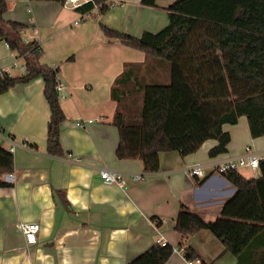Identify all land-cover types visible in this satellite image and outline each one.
<instances>
[{
	"label": "crops",
	"instance_id": "crops-1",
	"mask_svg": "<svg viewBox=\"0 0 264 264\" xmlns=\"http://www.w3.org/2000/svg\"><path fill=\"white\" fill-rule=\"evenodd\" d=\"M18 1L25 3L26 12L7 0L4 19L25 25L23 41H37L40 62L58 67V83L67 86V96L59 97L65 113L60 133L64 153L47 151L51 114L41 76L0 94V146L10 151V140L25 144L12 152L15 179L6 180L7 173L2 177L11 185L0 187V264H128L159 239L174 249L165 264H236L235 255L206 229L189 238L196 257L186 258L175 221L181 204L205 221H215L236 192L216 163L247 146L264 153V135L252 137L246 116L224 125L231 141L228 151L216 157L209 155L216 139L186 156L162 153L155 172L146 171L139 159L116 156L119 131L112 123L117 107L112 85L127 64L145 63L146 55L108 38L101 24L135 37L158 32L168 24L167 7L175 0H157V6L115 0L104 13L95 8L83 13L53 0ZM25 70L24 59L0 40V73L17 76ZM150 73L157 75L158 69L154 73L151 67ZM82 120L86 126H77ZM195 163L203 165L204 176L184 174ZM103 165L144 178H130L124 188L108 185L99 174ZM259 171L261 175L262 166ZM20 221L40 224L35 242L20 231Z\"/></svg>",
	"mask_w": 264,
	"mask_h": 264
},
{
	"label": "trees",
	"instance_id": "trees-1",
	"mask_svg": "<svg viewBox=\"0 0 264 264\" xmlns=\"http://www.w3.org/2000/svg\"><path fill=\"white\" fill-rule=\"evenodd\" d=\"M95 2L99 13L111 7L107 0ZM142 3L157 6V0ZM94 7L88 2L77 10L86 13ZM7 9V0H0V40L24 59L26 70L17 76L0 73V94L41 76L51 114L47 151L62 155L65 113L56 91L59 68L40 62L42 49L37 41H23L25 25L6 21ZM167 10L164 28L139 37L101 24L108 38L146 55L145 63L125 66L111 97L117 102L112 120L119 131L116 156L139 159L148 172L159 170L162 153L186 156L209 139L217 140L209 150L211 157L226 153L231 134L224 125L237 124L241 116H246L252 137L264 135V0H175ZM150 64L157 75H151ZM13 165V153L0 146V187L11 185L2 177ZM223 175L236 192L215 221H205L184 204L179 207L175 230L182 237L185 257H196L188 240L206 229L235 255L236 264H264V163L257 177L239 170ZM173 251L171 245L156 242L128 264H165Z\"/></svg>",
	"mask_w": 264,
	"mask_h": 264
},
{
	"label": "built area",
	"instance_id": "built-area-1",
	"mask_svg": "<svg viewBox=\"0 0 264 264\" xmlns=\"http://www.w3.org/2000/svg\"><path fill=\"white\" fill-rule=\"evenodd\" d=\"M110 1V5H114L115 0H108ZM92 2L95 5V9H98V4L95 2V0H65L64 4L69 5L70 7H80L84 5L85 3ZM66 90L67 86L63 83H57L56 85V91L58 93V97L64 98L66 97ZM88 122H92L91 120H88ZM87 121H77L76 125L79 127L86 126ZM10 151L13 152L17 146H24V143H18L15 140H10ZM264 163V153H257L251 146L245 147L244 151L235 156L230 157L225 160H220L216 163V170L220 173L228 172V171H235L239 170L242 167L251 168L252 170H259ZM184 174L193 177V176H204L205 172L203 170V165L200 163H195L192 165L187 166L183 170ZM99 174L102 179V181L105 184L112 185L116 184L120 187H126L129 184L130 178L134 181H140L144 178V175L140 173H133L130 175H127L121 171H118L116 169H113L109 167L108 165H103L99 167ZM6 180L13 181L14 174L7 173L6 174ZM20 231L26 236V238L31 241H36V234L38 233L40 229V224L37 222H29V221H20L17 224ZM158 242L161 245H166V242L163 241V239H159ZM198 261V260H197ZM188 264H193V260H188Z\"/></svg>",
	"mask_w": 264,
	"mask_h": 264
},
{
	"label": "rangeland",
	"instance_id": "rangeland-1",
	"mask_svg": "<svg viewBox=\"0 0 264 264\" xmlns=\"http://www.w3.org/2000/svg\"><path fill=\"white\" fill-rule=\"evenodd\" d=\"M10 3L15 2L19 6L20 10L26 12L27 7L24 2H19L18 0H9ZM15 72H20V69H15ZM246 177H257L260 176L259 170H252L251 168L242 167L239 169Z\"/></svg>",
	"mask_w": 264,
	"mask_h": 264
}]
</instances>
